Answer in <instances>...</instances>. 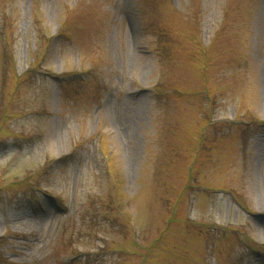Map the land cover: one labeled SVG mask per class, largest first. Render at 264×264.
<instances>
[{
  "label": "rangeland",
  "instance_id": "1",
  "mask_svg": "<svg viewBox=\"0 0 264 264\" xmlns=\"http://www.w3.org/2000/svg\"><path fill=\"white\" fill-rule=\"evenodd\" d=\"M264 0H0V264H264Z\"/></svg>",
  "mask_w": 264,
  "mask_h": 264
},
{
  "label": "bare ground",
  "instance_id": "2",
  "mask_svg": "<svg viewBox=\"0 0 264 264\" xmlns=\"http://www.w3.org/2000/svg\"><path fill=\"white\" fill-rule=\"evenodd\" d=\"M258 231H259V233H260L259 241L264 240V229L260 228V229H258Z\"/></svg>",
  "mask_w": 264,
  "mask_h": 264
}]
</instances>
